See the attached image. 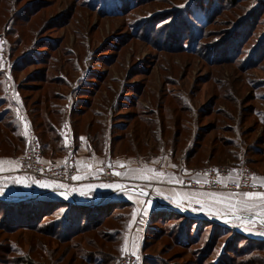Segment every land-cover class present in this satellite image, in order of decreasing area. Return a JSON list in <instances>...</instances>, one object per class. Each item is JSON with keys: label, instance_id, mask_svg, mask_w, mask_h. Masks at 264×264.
Here are the masks:
<instances>
[{"label": "rangeland", "instance_id": "rangeland-1", "mask_svg": "<svg viewBox=\"0 0 264 264\" xmlns=\"http://www.w3.org/2000/svg\"><path fill=\"white\" fill-rule=\"evenodd\" d=\"M259 3L0 0V140L12 137L4 118L28 142L32 134L54 146L58 132L75 141L89 137L97 152L111 155L109 182L117 180V158L168 152L183 163L188 146L196 150L188 163L200 170L242 166L264 174ZM237 215L221 219L216 230L209 222L194 233L191 224V238L178 232L180 216L155 217L143 228L142 264H264V217ZM51 220L37 226L49 228ZM8 228L0 226V264H16L7 258L17 257L33 264H80L94 250L90 238L102 244L96 235L105 229L60 243Z\"/></svg>", "mask_w": 264, "mask_h": 264}, {"label": "crops", "instance_id": "crops-1", "mask_svg": "<svg viewBox=\"0 0 264 264\" xmlns=\"http://www.w3.org/2000/svg\"><path fill=\"white\" fill-rule=\"evenodd\" d=\"M72 149L77 155L76 176H79L80 179H74L70 185L47 181L59 185L54 188L41 187L22 177L19 174L20 155L18 157L0 156V201L11 202L9 200L12 198H29L40 194L46 195L41 201L64 200L76 205L81 203L79 206H95L103 198L114 195V201L124 200L134 205L133 213L135 215L132 213L123 244V254L142 253L143 240L146 235V230H143L145 227L143 221H146V225H148L152 214L157 211L177 213L194 219L197 218L190 214H200L210 218H227L230 221L233 217L241 216L237 214L245 213L254 214L258 218L264 217V197H247L243 194L230 195L221 192L208 193L184 187L181 183L183 177L197 181L205 179L199 173L200 169L190 166L187 161L190 146L183 154L185 155L183 163L179 162V159L175 162L174 155L170 154V156L168 152L148 159L117 158L114 165L115 173H119V175L116 174L115 182H109L104 176L105 163L107 159L111 158V155L97 152L87 139L80 138L79 141H75L72 136H68L63 151L58 152L51 149L48 157L59 165H64ZM18 179H23V183L16 182ZM261 180L264 184V177H261ZM117 184L122 188L102 186ZM141 189L143 195L140 194ZM62 191H66L68 194L61 195ZM164 197H170L177 201L179 206ZM28 200L15 201V203ZM148 201H151V205L147 204ZM159 204H166L170 206V209L156 210ZM146 207L148 211L145 214ZM200 208L203 210H194ZM137 228H140L141 232H137Z\"/></svg>", "mask_w": 264, "mask_h": 264}, {"label": "trees", "instance_id": "trees-1", "mask_svg": "<svg viewBox=\"0 0 264 264\" xmlns=\"http://www.w3.org/2000/svg\"><path fill=\"white\" fill-rule=\"evenodd\" d=\"M240 0H230L231 4L237 5ZM262 6L264 7V3L258 0ZM1 88V87H0ZM87 91V90H85ZM1 119V117H0ZM2 122L6 127L9 128V131L12 135L5 136L0 140V156H10V157H18L19 155H23L28 148V137L19 133L17 130V126L13 124H8L5 122V118L2 119ZM53 126V127H52ZM50 131L53 133L57 127L52 125ZM59 131V130H58ZM59 135L54 139V144L52 142H41L44 155L47 154L45 148H48V152L51 149L56 150L58 152L63 151V146L66 142V138L63 133L58 132ZM75 139V136H72ZM88 140L89 137H88ZM91 141V140H90ZM18 143V144H17ZM93 148V144L90 142ZM26 146V150L23 153V149ZM24 147V148H23ZM67 148V147H66ZM195 148L190 147L187 153V161L190 162V159L194 158L196 154ZM159 153H152L149 156H157ZM48 156V155H47ZM45 157V156H44ZM260 159H263L264 156H260ZM45 159L51 160L47 157ZM259 161V160H258ZM191 163V162H190ZM189 163V164H190ZM254 163V162H253ZM237 167V166H236ZM264 176V174H259ZM133 204L124 200L112 201L102 205L95 206H79L76 204L68 203L64 200H54V201H41L38 199L28 200L25 202L15 203V202H4L0 201V214L4 216L1 219V225H7L9 231H14L15 228H23L26 230L36 231L42 235H48L57 239L60 243H70L73 239L78 237L79 235L86 232H93L97 230L99 227L104 226L105 229L100 233L98 232L96 237H98L102 244H99L95 237L90 238L88 244L93 247L92 254L90 256H83V259L80 264H119L121 261L123 254V244L125 241V236L130 224V220L133 213ZM129 208V212L122 213L125 209ZM120 211H116V210ZM172 215L174 218H180V229L182 235L186 238L192 237V232L190 231V226L195 225V232L198 233L202 228L204 223H209L213 226V230L219 228L221 224L214 223L209 220H198L190 217H186L177 213L166 212V211H157L154 212L151 216V220L155 217L159 219H163L167 215ZM44 219H52L48 225L52 224L49 228L48 226H37V221L40 222ZM120 220L119 227L115 228L111 226V222ZM149 220V223L151 222ZM55 222V223H54ZM85 224L82 226V223ZM148 223V225H149ZM54 227V228H53ZM222 227V226H221ZM151 229V227H149ZM148 228V229H149ZM62 231L61 234H58V231ZM147 230V229H146ZM113 243L112 250L110 248L106 249V244ZM7 257V256H5ZM104 257H107L109 261L104 262ZM4 258V257H3ZM9 263L16 264H33L32 261L28 260V258H7ZM144 260V257H143Z\"/></svg>", "mask_w": 264, "mask_h": 264}, {"label": "built area", "instance_id": "built-area-1", "mask_svg": "<svg viewBox=\"0 0 264 264\" xmlns=\"http://www.w3.org/2000/svg\"><path fill=\"white\" fill-rule=\"evenodd\" d=\"M264 3V0H260ZM76 155L72 149L64 165L48 162L43 153L41 142L35 134L29 138L28 148L19 161V174L30 183L35 181H50L72 184L77 174ZM211 167L199 171L204 176L203 181L182 178V185L194 190L207 192H225L244 194L247 192H264L261 176L249 167L239 166ZM111 160L106 162L104 176L111 179L113 171ZM144 226L147 224L143 221ZM141 253L124 254L119 264H142Z\"/></svg>", "mask_w": 264, "mask_h": 264}, {"label": "snow or ice", "instance_id": "snow-or-ice-1", "mask_svg": "<svg viewBox=\"0 0 264 264\" xmlns=\"http://www.w3.org/2000/svg\"><path fill=\"white\" fill-rule=\"evenodd\" d=\"M81 139H84V138L81 137ZM115 174L119 175V173H115ZM73 179H80V177L79 176H75V177H73ZM16 182L23 183V179H18ZM35 183L39 184L41 187H44V188H54V187L59 186V185H55L53 183H49L47 181H35ZM102 186L103 187H115L117 189H121L122 188V186L119 185V184H117V185H102ZM60 187H63V186H60ZM88 187L91 188L92 186H88ZM60 194L61 195H67L68 193L66 191H62ZM81 194H83V193H81ZM140 194L141 195L144 194L142 189L140 190ZM161 195H163V194H161ZM243 195H245L247 197H256V196L264 197V192H247V193H244ZM164 198L165 199H169L173 203H177V206H179V203L177 201H175V200H172L170 197H164ZM147 204L151 205V201H148ZM194 210L200 211V210H203V208L194 209ZM144 211H145V214H146L147 211H148V208L146 207L144 209ZM133 215H135V213H133ZM237 218H240V217H237ZM226 222H228L227 218H226ZM261 222L264 223V220H262Z\"/></svg>", "mask_w": 264, "mask_h": 264}, {"label": "water", "instance_id": "water-1", "mask_svg": "<svg viewBox=\"0 0 264 264\" xmlns=\"http://www.w3.org/2000/svg\"><path fill=\"white\" fill-rule=\"evenodd\" d=\"M44 196H46V195L37 194L34 197L20 198V199H18V198L17 199L16 198H12L9 201H11V202L14 201L15 202V201H21V200H28V199H30V200H33V199L41 200V199H44ZM47 199H53L54 200L55 198H47ZM114 200H115V196L114 195H110L109 197L103 198L96 205L106 204V203L112 202ZM79 205H81V203ZM157 209H170V206H168L166 204H159L157 206L156 210ZM190 216H193V217H195L197 219H200V220H209V221L214 222V223H220V222H222V220L220 218H210V217L203 216V215H200V214H195V215L194 214H190ZM256 218H258V217H256Z\"/></svg>", "mask_w": 264, "mask_h": 264}]
</instances>
